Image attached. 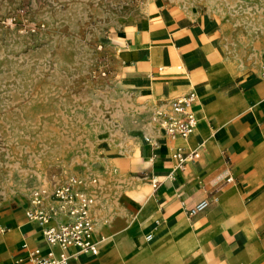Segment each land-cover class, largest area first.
Returning a JSON list of instances; mask_svg holds the SVG:
<instances>
[{
    "label": "crops",
    "instance_id": "crops-1",
    "mask_svg": "<svg viewBox=\"0 0 264 264\" xmlns=\"http://www.w3.org/2000/svg\"><path fill=\"white\" fill-rule=\"evenodd\" d=\"M151 8L111 41L116 76L132 101L124 115L145 117L194 90L197 126L172 138L146 122L149 133L132 157L142 174L125 178L138 196L135 216L105 237L101 209L93 215L99 254L71 247L69 264H264V0H163ZM178 149L199 156L180 168ZM113 174L102 175L105 182ZM108 192L99 191L101 204ZM30 198H0V264H31V249L49 248L27 217ZM205 198L210 205L190 215Z\"/></svg>",
    "mask_w": 264,
    "mask_h": 264
},
{
    "label": "rangeland",
    "instance_id": "rangeland-1",
    "mask_svg": "<svg viewBox=\"0 0 264 264\" xmlns=\"http://www.w3.org/2000/svg\"><path fill=\"white\" fill-rule=\"evenodd\" d=\"M161 1L0 0L1 199L77 174L93 193L95 218L107 213L105 237L135 216L138 196L125 178L142 174L132 157L156 106L146 118H126L132 101L116 76L111 41ZM110 170L109 183L102 175ZM99 191H112L102 204Z\"/></svg>",
    "mask_w": 264,
    "mask_h": 264
},
{
    "label": "built area",
    "instance_id": "built-area-1",
    "mask_svg": "<svg viewBox=\"0 0 264 264\" xmlns=\"http://www.w3.org/2000/svg\"><path fill=\"white\" fill-rule=\"evenodd\" d=\"M14 19L11 18L10 21ZM260 76L264 78V64L260 68ZM196 100L197 93L194 90L177 96L166 106L156 107L150 118L166 135L172 138H186L197 126L198 117L194 110ZM146 140L152 142L149 136ZM172 156L177 161V166L182 168L187 162L195 160L199 153L196 150L178 149ZM233 180V176L228 177V181ZM92 181L96 182V179ZM158 182L155 180L154 186H157ZM85 184L83 177L73 174L52 189L33 190L31 206L26 214L30 221H35L41 226L43 239L49 248L47 251H43L41 247L31 249V264H69L71 247L78 248L80 252L99 254L100 246L94 238L95 220L92 214L95 200L93 195L83 188ZM51 198L57 204L46 207V200ZM209 205V199H202L190 207L189 213L196 215ZM152 237V234H148L146 238L151 240Z\"/></svg>",
    "mask_w": 264,
    "mask_h": 264
}]
</instances>
